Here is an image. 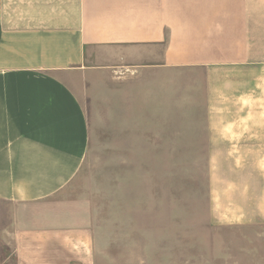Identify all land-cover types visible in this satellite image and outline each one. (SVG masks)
Masks as SVG:
<instances>
[{"label": "crops", "instance_id": "crops-1", "mask_svg": "<svg viewBox=\"0 0 264 264\" xmlns=\"http://www.w3.org/2000/svg\"><path fill=\"white\" fill-rule=\"evenodd\" d=\"M122 67L186 73L210 220L264 264V0H0V264L97 261L59 195L89 147L82 74Z\"/></svg>", "mask_w": 264, "mask_h": 264}, {"label": "rangeland", "instance_id": "rangeland-1", "mask_svg": "<svg viewBox=\"0 0 264 264\" xmlns=\"http://www.w3.org/2000/svg\"><path fill=\"white\" fill-rule=\"evenodd\" d=\"M162 74H82L75 89L89 147L59 197L89 220L94 264H241L252 255L241 243L256 232L210 220L201 104H192L185 72Z\"/></svg>", "mask_w": 264, "mask_h": 264}]
</instances>
